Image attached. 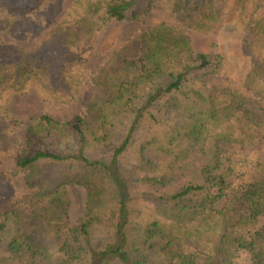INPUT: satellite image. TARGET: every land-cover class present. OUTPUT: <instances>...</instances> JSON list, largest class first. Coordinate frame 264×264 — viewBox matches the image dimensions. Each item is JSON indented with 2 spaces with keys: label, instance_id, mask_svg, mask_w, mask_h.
<instances>
[{
  "label": "trees",
  "instance_id": "1",
  "mask_svg": "<svg viewBox=\"0 0 264 264\" xmlns=\"http://www.w3.org/2000/svg\"><path fill=\"white\" fill-rule=\"evenodd\" d=\"M8 1L0 0L2 9ZM11 1L25 10L8 20L28 18L12 26L15 33L44 26L29 13L46 0ZM157 2L76 0L75 16L66 17L39 50L15 45L13 53L0 44L1 98L6 90L39 82L48 97L70 101L78 80L63 59L79 34L136 18ZM166 5L173 22L142 30L126 44L129 53L106 61L85 111L66 120L41 113L27 126L15 159L32 194L23 204H0V264H234L240 252L264 264V224L258 225L264 214V106L230 84L208 83L221 68L220 53L196 52L174 23L209 32L226 13L251 29V48L264 55V0ZM0 109L7 111L5 104ZM6 114L0 115V154L16 146ZM248 147L246 156L231 160L234 150ZM238 164L241 171L231 180ZM70 185L87 191L85 214L76 223H70ZM11 189L0 171V197Z\"/></svg>",
  "mask_w": 264,
  "mask_h": 264
},
{
  "label": "rangeland",
  "instance_id": "2",
  "mask_svg": "<svg viewBox=\"0 0 264 264\" xmlns=\"http://www.w3.org/2000/svg\"><path fill=\"white\" fill-rule=\"evenodd\" d=\"M75 2L76 0H46L38 10L35 9L32 12L29 10L31 18L37 23H44V26L35 29L37 26L35 23L34 28H31L27 35L24 36L23 32H18L23 34L19 36L12 30V26H22L26 23L22 24L21 21L28 18L14 23H12L14 20H8L7 17L16 16L25 10L16 7L17 3L8 1L4 9L0 6V44L13 47V53H18L19 50L15 48V45L20 49L33 52L39 50L43 43L47 42L51 32L66 17L75 16ZM69 14L71 15L68 16ZM225 15L226 13L218 27L209 32H202L179 20H175L174 23L179 27V33L191 39L196 52L220 53L221 68L207 77L208 83L217 86L230 84L243 94L258 98L264 106V55L252 50L251 29L247 30V27L243 29V26ZM160 21L173 22L167 10L166 0H158L149 12L136 18L121 21L113 19L108 23L96 25L91 32L80 33V37L68 48V56L63 59V67L75 75L78 80L77 93L70 101L57 102L48 97L43 93L39 82L27 83L23 88L12 91L6 90L3 97L0 96V107L5 104L7 110L0 111V115H7L6 112L10 114L12 119L8 121V128L16 139V146L0 154V171L7 175L12 188L9 194L0 197V204H5L6 201L12 204H23L32 194L24 180L25 171L17 166L15 157L18 149L25 144L26 128L33 119L41 113H50L56 118L66 120L85 111L88 103L98 93L95 78L99 69L114 53H129L132 48L131 45L126 44L134 40L139 32ZM30 23L28 21V24ZM1 24L6 25V29H3ZM58 40L60 43L65 41L63 38ZM14 56L17 60L18 57ZM262 146L252 148L253 153H259ZM238 149L241 153L237 154L234 150V158L229 155L231 160L235 161L240 154L246 156L245 154L251 151L250 147ZM244 158L240 156V159ZM231 160H227L226 164L229 165ZM239 165L231 173V180L239 175L238 172L241 171ZM67 192L70 197V223H76L85 214L87 191L82 185H70ZM263 224L264 214L258 222V225ZM234 260V264H254L247 252H240Z\"/></svg>",
  "mask_w": 264,
  "mask_h": 264
}]
</instances>
